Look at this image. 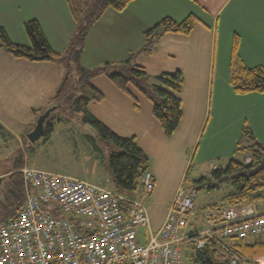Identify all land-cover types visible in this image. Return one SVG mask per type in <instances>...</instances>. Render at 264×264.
Instances as JSON below:
<instances>
[{
    "label": "crops",
    "instance_id": "1",
    "mask_svg": "<svg viewBox=\"0 0 264 264\" xmlns=\"http://www.w3.org/2000/svg\"><path fill=\"white\" fill-rule=\"evenodd\" d=\"M163 6L166 11L161 12ZM190 14L198 21L189 34H163L152 54L138 55L135 59L136 65L150 76L176 71L183 76L180 95L182 119L170 139L163 135L154 118L152 104L135 89L130 87L131 95H127L104 74L90 80L102 97L99 101L90 102L88 114L116 135L134 139L150 159L147 170L152 171L155 187L146 208L150 228L154 232L161 227L174 193L182 186L188 151L199 147L197 145L209 120L213 101L217 123H221L223 115H231L239 135L244 125L252 131L256 141L264 143V93L236 95L232 92L228 84L232 44H229L228 51L225 49V40L227 42L231 35L232 39L236 36L239 40L237 55L242 63L247 67L264 68V0H135L121 12L108 9L103 13L91 26L80 57V64L87 69H95L105 62H122L131 53L132 43H139L141 39L140 45L143 44L146 30L163 18L182 21ZM29 20L37 21L55 53H62L74 37L75 23L66 0H0V28L12 43L30 45L23 30V23ZM219 21L222 24L220 31ZM219 49L216 71V50ZM63 75L64 68L54 61L32 62L14 58L0 47V132L17 139L22 133H28L38 115L52 105V97ZM213 82L217 87L212 95L210 85ZM244 98L252 102L247 103ZM239 102L245 107L238 116ZM225 104L230 106L229 113L223 111ZM82 116V113L76 114L75 120L82 123ZM79 123L59 122L39 147L46 146L57 130L70 131L71 128L75 132L72 134L77 137L70 135L71 139H80V129L84 131L85 125ZM238 139L237 136L234 141ZM94 148L98 149L95 144ZM232 153L224 157L228 158ZM83 155L87 164L85 173L96 172L99 168L97 156L88 149ZM205 159L200 158L199 163L202 164ZM211 172L212 166L201 174V178ZM107 177L108 173L104 175V180L100 178V183H90L106 188L103 182L108 180ZM110 181L112 183L111 174ZM251 207L258 214H264L259 203L251 204ZM193 220L188 217L189 228L199 229L201 226L197 227Z\"/></svg>",
    "mask_w": 264,
    "mask_h": 264
},
{
    "label": "trees",
    "instance_id": "2",
    "mask_svg": "<svg viewBox=\"0 0 264 264\" xmlns=\"http://www.w3.org/2000/svg\"><path fill=\"white\" fill-rule=\"evenodd\" d=\"M135 0H66L70 14L75 23V34L62 53L51 50L37 21L23 23V30L29 39V46L12 43L6 32L0 28V47L14 58L27 61H54L64 68V75L55 89L51 106L57 109L45 120L43 140H47L54 126L53 116L58 112L72 117L82 113L81 122L91 126L105 141L111 142L122 152L108 155V169L113 185L121 191H133L143 173L147 170L148 159L132 138L117 136L96 118L88 114L90 102L99 101L102 95L91 85L93 76L104 74L118 89L131 95L130 87L135 89L152 104V114L159 123L166 137L172 136L182 119L181 92L183 76L179 71L148 75L143 68L126 59L119 65L107 63L95 69H87L80 64L85 38L91 26L111 9L121 12ZM198 19L188 15L182 21L163 18L143 33L144 41L139 52L150 55L156 47L158 39L166 33L189 34ZM238 38L235 36L231 46L228 84L236 95L264 93V68L247 67L237 55ZM135 107L137 104L135 103ZM45 110V109H44ZM43 110V111H44ZM42 111V112H43ZM41 112V113H42ZM40 113V114H41ZM39 116V115H38ZM24 140L27 142L26 136ZM29 142V141H28ZM249 144V145H247ZM248 152V162L230 159L223 168L211 172L210 177H202L195 181L196 189L205 183L208 191H219L228 188L219 197L223 206L240 207L264 201V143L254 139L248 127H243L236 143V151ZM22 166L19 159L13 163L11 172L4 184L7 199L11 206L6 219L13 218L24 201L23 183L18 170ZM227 176L226 181L218 182ZM216 204L208 208H220ZM227 247L239 258L252 263L264 257V234L247 240L231 239ZM231 257L222 253L213 243L202 249H191L186 255L187 264H230Z\"/></svg>",
    "mask_w": 264,
    "mask_h": 264
},
{
    "label": "built area",
    "instance_id": "3",
    "mask_svg": "<svg viewBox=\"0 0 264 264\" xmlns=\"http://www.w3.org/2000/svg\"><path fill=\"white\" fill-rule=\"evenodd\" d=\"M19 173L24 201L13 218L0 220V264H184L188 247L208 243L230 255V264H264L227 247L264 234V214L251 204L208 209L204 224L190 229L195 190L180 186L154 232L142 201L69 175L31 167ZM154 187L146 170L135 190L143 199Z\"/></svg>",
    "mask_w": 264,
    "mask_h": 264
},
{
    "label": "rangeland",
    "instance_id": "4",
    "mask_svg": "<svg viewBox=\"0 0 264 264\" xmlns=\"http://www.w3.org/2000/svg\"><path fill=\"white\" fill-rule=\"evenodd\" d=\"M160 11L161 12L166 11V7L163 6V9H161ZM220 22L221 21H219V23ZM221 27L222 24L220 23L218 26L219 31ZM232 41H233L232 35L230 36L229 39H227V42L225 40V49L227 51L229 50V44L231 45ZM141 42H142L141 39H139V43L138 41L135 44L132 43V51L128 56V58L132 59V62H134L135 65H136L135 59L137 58V56L143 54L139 52V49H141L142 46L140 45ZM135 48L137 49L135 50ZM219 52L220 49L216 50V71L218 69V60L220 56ZM120 63L121 61L118 62L117 65H119ZM100 65H104V63ZM210 86L213 95L217 85L213 82V84ZM244 101L247 103L252 102L250 99L247 98H244ZM214 103L215 101L212 102V109L208 117L209 120L208 122L206 121V128L204 125V129H202V136L200 138V142L197 145L199 147L194 148L192 151H188L189 155L187 158L188 162L186 168V175L182 183V188L185 191L192 189L195 190V196L193 200L194 211L193 214L191 215V218L192 219L194 218L193 221L195 222V225L197 227L204 224V217L206 214L207 205L216 204L218 207L221 205L222 206L225 205L221 203L219 197H221L223 192L226 191L228 188H223L219 191L196 189L197 186L195 184V181L201 178L202 176L201 174H205L211 166H215V168L216 166H218V168L223 167L230 159H234L242 162L244 160V157L248 156V152L246 151H240V150L235 151L237 140L234 141V138H236L237 136L238 138H240L238 130L236 131L234 129L235 119L231 117V115L226 114L223 115L221 123H217V120H215L214 117L215 116L214 107H216V104ZM237 107L238 108L236 113L239 116V114H241L240 110H242L245 106L242 102H239ZM222 108L223 111L228 112L230 106L225 104L222 106ZM75 116L76 114L72 117H68V114L63 112L62 113L58 112L53 116L54 118H52L51 123L53 126L55 125L57 126L59 122H67V121H71L73 124H78L79 122L75 120L76 118ZM79 124L85 125V128H83L84 131L80 129L81 130L79 132L80 139H76L74 141L73 139H71V137L77 138L72 134L75 132L71 128H70L71 132L69 130H65V131L57 130V132L53 134L50 142L44 147H39L43 141L42 137L40 138V140L36 141L35 143H30L28 142V140L27 142L24 140V137L27 135V133H22L21 137L17 139L8 136L4 132L2 133L0 132V177L2 178L3 181L0 191V220H6L8 216V209L12 207L10 201L7 199L6 191L4 189V184L6 183L8 175L11 172L13 163L15 161H18L19 159L22 160L21 168L23 167H31L36 169L40 168L43 170H47L48 172H53L62 175H69L78 179L88 180L89 182L100 183V178L104 180V175L108 173V177H107L108 180L103 182L106 188L112 189L115 192L123 195L124 197L130 200L142 201L145 204V206L147 205L150 196H146L145 198L141 199V195L139 191L118 190L110 181V174H109L108 160H107L108 155L110 153H119L122 151L120 149H117L111 142L101 139L99 134L91 126L83 123H79ZM216 126L217 128H215ZM211 134L213 135L212 138H211ZM84 135H87V137H84ZM172 136L170 137L165 136V137L170 139ZM93 143L98 147V149L94 148ZM87 149L91 151L99 159L98 170L96 172L93 171V173L91 174L85 173L84 171V168L87 164L84 162L85 157L83 154H84V150ZM231 153L233 155H230V157L228 158L224 157L225 155ZM145 155L147 156L148 159L147 169H149L150 159L146 153ZM202 157L206 159L202 164H200L199 160ZM259 206H261L264 209V201L260 202ZM196 212H198V215H196ZM189 249L191 250L192 248L189 247ZM259 261L264 262V257L259 258ZM184 264H187V261H185Z\"/></svg>",
    "mask_w": 264,
    "mask_h": 264
},
{
    "label": "water",
    "instance_id": "5",
    "mask_svg": "<svg viewBox=\"0 0 264 264\" xmlns=\"http://www.w3.org/2000/svg\"><path fill=\"white\" fill-rule=\"evenodd\" d=\"M57 105H53L45 109L35 120L32 129L27 133L26 138L30 143H35L39 140L44 132V124L45 120L49 117V115L57 109ZM2 178L0 177V182ZM227 176L222 177L218 180V182L226 181ZM201 189L205 188V183L201 184Z\"/></svg>",
    "mask_w": 264,
    "mask_h": 264
},
{
    "label": "flooded vegetation",
    "instance_id": "6",
    "mask_svg": "<svg viewBox=\"0 0 264 264\" xmlns=\"http://www.w3.org/2000/svg\"><path fill=\"white\" fill-rule=\"evenodd\" d=\"M2 184H3V181L1 180V182H0V191H1Z\"/></svg>",
    "mask_w": 264,
    "mask_h": 264
}]
</instances>
